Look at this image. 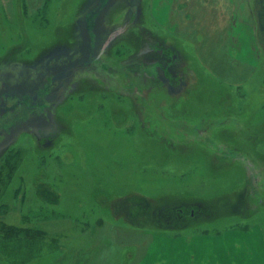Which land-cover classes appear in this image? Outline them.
Listing matches in <instances>:
<instances>
[{"label":"rangeland","instance_id":"374dc122","mask_svg":"<svg viewBox=\"0 0 264 264\" xmlns=\"http://www.w3.org/2000/svg\"><path fill=\"white\" fill-rule=\"evenodd\" d=\"M261 3L0 0V264H157L158 237L264 264Z\"/></svg>","mask_w":264,"mask_h":264},{"label":"crops","instance_id":"0c3cea01","mask_svg":"<svg viewBox=\"0 0 264 264\" xmlns=\"http://www.w3.org/2000/svg\"><path fill=\"white\" fill-rule=\"evenodd\" d=\"M258 241L257 239V242ZM155 243L162 246V248L159 249L161 253L155 256V258L158 259L157 264H206L205 260L202 259V256L204 257L207 251L204 249V247H207L204 237H194L189 240L179 237L151 238L150 246H153ZM245 245L251 246L254 244H250L248 240ZM257 245V249L253 250V247H251V251L263 252V249L260 248L261 244L258 242ZM150 252H152V254L155 253L154 250ZM163 257H166V260H164Z\"/></svg>","mask_w":264,"mask_h":264},{"label":"flooded vegetation","instance_id":"af4514ba","mask_svg":"<svg viewBox=\"0 0 264 264\" xmlns=\"http://www.w3.org/2000/svg\"><path fill=\"white\" fill-rule=\"evenodd\" d=\"M157 54L158 55L162 54V52L157 51ZM65 69H66V71L63 72ZM76 69H77V67H74V69L73 68L70 69V67L62 66L61 69H59L57 71V73L51 78V81L53 78H55L52 81L56 86L55 89L48 92V93H45L44 96L42 97V100L45 103H47L48 105L55 104L58 102V100H61L62 97L64 96L66 86L69 83V81L72 80L73 73H75ZM165 75H166V77H168L166 72H165ZM141 77H143V76H141ZM169 80H170V83L172 84V81L170 78H169ZM182 84H183L182 81L179 79L178 83L176 85H173V86H178V85L182 86ZM39 99H41L39 95H36L35 97H33L32 104L29 108L35 109L37 107V103H38ZM44 106L45 107L42 110L46 112L47 111V105H44Z\"/></svg>","mask_w":264,"mask_h":264},{"label":"trees","instance_id":"16d2710c","mask_svg":"<svg viewBox=\"0 0 264 264\" xmlns=\"http://www.w3.org/2000/svg\"><path fill=\"white\" fill-rule=\"evenodd\" d=\"M10 163H11L10 165L12 166V168H15L16 162L11 161ZM11 232H14V230L13 231L11 230ZM19 233H28V234H30V237L31 238L29 240L18 239L16 241L15 245L17 247V250H16L17 254L23 253V251L25 249L32 250L33 245H35V243H36L35 236L32 235L33 233H30L29 231H26L25 232L24 230L19 231ZM12 240H13L12 237H5L4 244H3V246L5 247V249H4L5 252L8 251L7 250L8 249V246H9V244H12V242H13Z\"/></svg>","mask_w":264,"mask_h":264},{"label":"water","instance_id":"95a60500","mask_svg":"<svg viewBox=\"0 0 264 264\" xmlns=\"http://www.w3.org/2000/svg\"><path fill=\"white\" fill-rule=\"evenodd\" d=\"M74 69L73 66L70 67V69ZM66 69L63 71L65 72ZM156 71H157V78L159 79V81L162 83V86L164 88L167 89L168 92H170L171 94L173 95H178V93L182 90V86L181 85H178V86H173L171 83H170V80L168 77H166L165 75V72L164 70L161 68V67H157L156 68ZM56 77V76H55ZM55 78L52 79V81L54 80Z\"/></svg>","mask_w":264,"mask_h":264},{"label":"bare ground","instance_id":"6f19581e","mask_svg":"<svg viewBox=\"0 0 264 264\" xmlns=\"http://www.w3.org/2000/svg\"><path fill=\"white\" fill-rule=\"evenodd\" d=\"M264 14V3H261L259 5V10H258V20H260L261 16H263ZM258 30L261 31V26L258 27ZM60 102V100H58L57 104Z\"/></svg>","mask_w":264,"mask_h":264}]
</instances>
